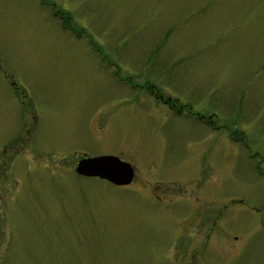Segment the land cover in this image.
Wrapping results in <instances>:
<instances>
[{"label":"rangeland","instance_id":"374dc122","mask_svg":"<svg viewBox=\"0 0 264 264\" xmlns=\"http://www.w3.org/2000/svg\"><path fill=\"white\" fill-rule=\"evenodd\" d=\"M0 264H264V0H0Z\"/></svg>","mask_w":264,"mask_h":264},{"label":"water","instance_id":"95a60500","mask_svg":"<svg viewBox=\"0 0 264 264\" xmlns=\"http://www.w3.org/2000/svg\"><path fill=\"white\" fill-rule=\"evenodd\" d=\"M80 176L107 180L115 186L130 185L135 179V168L118 156L83 157L76 166Z\"/></svg>","mask_w":264,"mask_h":264},{"label":"trees","instance_id":"16d2710c","mask_svg":"<svg viewBox=\"0 0 264 264\" xmlns=\"http://www.w3.org/2000/svg\"><path fill=\"white\" fill-rule=\"evenodd\" d=\"M70 20H71V17L70 16H68V15H66V16L62 15V23H63L64 29L72 31V29L70 28ZM235 134L236 133L233 132V135H235ZM233 135H231V136H233Z\"/></svg>","mask_w":264,"mask_h":264}]
</instances>
